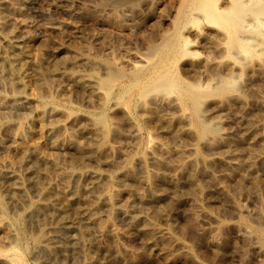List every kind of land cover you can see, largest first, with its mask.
Instances as JSON below:
<instances>
[{"label":"rangeland","instance_id":"374dc122","mask_svg":"<svg viewBox=\"0 0 264 264\" xmlns=\"http://www.w3.org/2000/svg\"><path fill=\"white\" fill-rule=\"evenodd\" d=\"M186 1L0 0V50L14 51L17 61L21 58L15 63L23 61L20 82L19 76L0 68V95L5 98L0 101V153H10L13 144H37V152L30 153L25 167L14 165L23 198L4 196L1 188L10 182L0 175V217L6 218L13 233L0 244L7 256L0 255L1 260H17L15 264H264V237L257 232L258 226L264 228V143L239 144L236 136L244 134L245 125L222 116L224 137L233 144L221 149L225 162L207 166L208 176L193 174L201 188L194 193L188 180L176 181L171 174V168L182 159L178 152L191 144L201 157H208L193 124L192 137L173 123L183 110L191 115L190 107L181 104L178 95L155 92L146 98L143 109V98L131 88L136 82L129 69L161 64L157 55L150 54V46L174 36L178 29L189 38L190 50L199 55L171 63L168 70L176 78L204 87L215 84L217 73L226 77L228 69L238 72L233 65L237 57L226 53L220 27L208 25L209 37L196 39L190 28L201 29L205 24L179 22L178 13L185 9ZM218 5L225 8L228 0ZM262 41L264 49V36ZM38 52L47 86L42 85L29 56ZM202 57L208 58L207 67H195V63L191 67L188 60L197 63ZM259 59L264 63V54ZM107 64L126 73L109 93L100 92L91 81L92 76H106ZM254 64L255 60L240 67L241 80L236 86L240 100L231 106L264 136V108L260 106L264 73L255 74ZM53 65L56 75L50 73ZM69 75L87 78L88 88ZM31 91L40 94V104L23 103L21 97ZM219 100L211 96L202 105L201 113L208 122L217 119L210 112ZM51 104L63 114L55 119L46 116L48 132L43 137H21L18 125L35 131L38 110ZM104 117L106 134L100 123ZM71 134L73 140L68 139ZM248 147L254 150L251 156L234 155L236 149L243 152ZM246 159L253 162L251 168L235 164ZM67 171L72 174L67 176ZM148 175L153 178L150 187ZM220 189H226L228 196ZM149 195L155 200L148 199ZM46 201L59 210L38 211L39 204ZM91 205L97 208L103 227L84 224V210ZM123 205L146 212L150 224L145 227L130 221ZM153 228L160 229V236ZM213 240L219 245L216 249Z\"/></svg>","mask_w":264,"mask_h":264},{"label":"bare ground","instance_id":"6f19581e","mask_svg":"<svg viewBox=\"0 0 264 264\" xmlns=\"http://www.w3.org/2000/svg\"><path fill=\"white\" fill-rule=\"evenodd\" d=\"M184 1L185 0H183V2ZM220 1L221 0H187L184 3L185 9L181 11L179 10L180 12L178 11L179 12L178 17L180 18L179 22L181 20L182 21L184 20L187 23H191V24L193 23L197 24V22L199 23L201 22L202 24H205V26L201 27V29H198L195 26H192V29L190 28L189 31L191 32V34L193 33V35H195L194 36L195 38L197 37L196 39L198 38L205 39L209 37L210 34L208 33L209 32L208 25H216L220 27V29L222 30V35L224 39L226 40V47H225L226 53L235 55L237 57V60L233 62L234 63L233 65L235 66V69L238 72H234V70L228 69L226 77H222L220 76L219 73H217L215 74V80H216L215 84L213 83V85H206L204 87L201 85V83L200 84L193 83V82L190 83V82H185L184 80H180L176 78L177 77L176 74L174 75L173 73H171V71L168 70V68H170L169 65L171 63L173 64V62L176 59H179L185 56L195 57L196 55H199L198 53H195L190 50L189 47L191 44L189 42V38L187 36H184V34H182V30L181 29L179 30L178 28H177L178 31L175 30L177 33L176 34H174L175 32L173 33L174 36L169 37L170 36L169 35L168 37L166 36L165 38L162 37L163 41L162 42L159 41L161 43L159 44L156 43L155 45L153 43V45L150 46V49H149L150 54H152L153 56L157 55V59L158 57L160 58L161 64L160 63L157 64L156 67L147 66L148 68L146 69L141 67L142 65L141 66L133 65V67L131 68L132 70L129 69V72H131V75L136 82V84H134L131 88L135 89L136 95L138 97L143 98L144 100L142 101L143 109L146 106V103H145L146 98L147 97L149 98V96L153 95L155 92H162L164 93V95L166 94V96L171 95V94L178 95V99L180 103L190 107L189 110L191 109V115L187 114L186 112L187 110L186 111L183 110L181 112L182 113L181 116L179 118H175V121L173 123L175 122L178 123L179 125L178 129L181 130V133L186 134V135L191 134V136L195 134V132L193 133V130H192L193 127H191V125L193 124L196 129L195 136L200 141L201 145L204 148H207L208 157L206 158L201 157L195 145L191 144L187 146V148L184 151L178 152V154L181 156L182 159L176 167L171 168V174H172V177L175 178L176 181L188 180L189 181L188 183L189 184L191 183L192 192L194 191V193H197V194L201 192V188L199 187L197 182L194 180L195 175L193 176V174H195L196 172L201 175L208 176L209 170L207 169V166H210L216 162L217 163L225 162L226 159L222 155L221 149L225 146H231L233 144L229 139L224 137V132L221 129L222 124H223V121L221 120L222 116L228 117L233 123H237V124L242 123L243 125H245L244 134L242 136H239V135L236 136L238 137V139L236 138L235 141L238 142L239 144H243L244 141L249 142L250 145H256V144L263 145L262 143H264V136L260 135L259 133L260 128L253 127L250 121H244L241 115L239 114V112H237L231 106V103L233 101L240 100V97L236 92V86L241 76V73L239 72L240 67H245L251 62L253 63V61L255 60V64L253 65V69H254L253 71H255V74L257 73L261 75L264 73V63L262 61H259L260 60L259 58L264 54V49L262 47L263 45L262 38L264 36V0H228V6L225 8H221L218 5ZM216 47H218L217 48L218 50L221 49L220 45L219 46L217 45ZM12 50H15V49L13 48ZM13 53L14 51L12 52V51L0 50V68L2 69V71L6 70V72L8 71L10 74L18 77L20 71L23 68L22 67L23 65L21 64V62L23 61H21L20 64L15 63V62L20 61L21 58H18V61H17V58L14 57L15 54ZM29 56L32 59V63H33L32 65L36 66L35 68H37L39 72L38 74L41 77L40 81L42 82V85L47 86L48 81L44 77L45 72L44 74H42L43 73L42 71H44L45 69L43 70L41 67V64H42L41 53L38 52V53L30 54ZM153 59L151 61H153ZM188 61L191 67L192 65H194V63H195V67L197 66L199 68H202V67L205 68L209 65V60L208 58H205V57H202V59L197 61V63L194 60L192 62L191 60H188ZM46 68H48V66ZM56 70H57V66L53 65L50 68V73L52 75L53 74L56 75ZM125 75L126 73H125V70H123V68L121 69L111 64H107L106 76L104 78L92 76V78L94 79H91V81H94V84L97 86L100 92L106 91L107 93H109L113 89L114 85L120 79H122ZM77 76L78 75L76 76L69 75L70 78L72 77V79H74L73 81H76L77 83H79V86H82V88L83 87L88 88L86 84L87 82L88 83L90 82L87 81V78L84 79V78H80L79 76L78 77ZM19 78L20 76L17 78V80ZM20 81L21 80L19 79V82ZM15 84L16 83L11 82L12 87H15ZM129 88L130 87L125 89V91L128 90ZM39 95L40 94L38 92L31 91L30 93L21 97V100L26 105H31L33 103H37L35 105H38V103L40 104V99H41ZM211 96L219 97L220 100L218 101L214 109L211 110L210 112L212 117L217 118V119H215L213 122H208L205 116L201 113V107L204 104L205 100ZM3 99L5 100V98L0 95V101ZM164 100H165L164 98L163 100H161L160 102L161 105H164L163 104ZM51 105L52 106L48 105V107L46 106L45 108L41 107L38 110L39 111L37 114L38 119L36 123L38 125L35 131H31L28 128H26L25 125L20 124L18 125L19 135L23 137L24 139L25 138L30 139L32 138V136H35V135L37 137H43L44 134L48 132V128L45 125V121H46L45 118H47L46 116H50L53 119H55L63 114V111L60 108H58V106H54L53 104ZM260 106L264 108V100L261 101ZM155 113L161 119V117L159 116V113L157 112ZM100 123H102V125L104 126V129H105L104 133L106 134L108 132V130L105 128L106 126H108L107 119L105 117L102 118V120L100 119ZM169 127H170V122L166 121V128L170 129ZM74 138L75 136L71 134L69 135L68 139L73 140ZM78 143H81V142H78ZM239 144L237 146H239ZM156 146L159 147V143H156ZM9 151L10 153L8 152L6 153V151H3L2 153H0V175L3 176L2 178H5V177L8 178V181L10 182L6 187L1 188V192L2 194H4V196L6 195L10 199L17 200V199L23 198V191H22V183L19 179V176L16 174L15 169H17L18 166L25 167V165L28 162H30L28 158L30 156V153L37 152V144H33V143H26L24 145L13 144L10 147ZM253 151L254 150L251 147H248L243 152L240 149L239 150L236 149V151H233V152L236 157L240 158L244 156H251L253 154ZM47 160L52 161L53 163L55 162L54 159H47ZM200 164H203L202 168H200ZM235 164L238 167H240L243 164L247 165L249 168L253 166V162L249 159L244 160L242 163H235ZM14 165L17 166L15 169H14ZM64 174H66L67 176H70L72 172L67 171ZM66 175L65 177L67 178ZM146 179H147L146 184H148V186L150 187V185L152 184L151 181L153 180L152 175ZM220 192L223 193L225 196H228L227 195L228 192L226 189H220ZM134 195L138 199L139 198L141 200L145 199V197H143L139 193H134ZM65 197H66L65 194L62 193V198L64 199ZM148 197L147 198L150 200H155L154 196L149 195ZM127 204L129 205V200L128 202H126V205ZM126 205L125 206L123 205L122 211L126 213L130 221L141 222L145 227L150 224V219H148L149 215L147 217L146 212L132 211ZM56 206L57 205L55 203H52L50 201L42 202L38 206V208L40 209L38 211H41L47 214L50 211L54 212V210H59L57 209ZM84 211L85 213L82 219L86 226L94 225V226L100 227L102 225L101 220L97 214L98 210L95 206L91 205L89 206V208H86V210ZM8 224L10 225V223L6 221V218L0 217V244L2 242L3 243L7 242L10 239L11 235L13 234L11 233V230L9 229ZM101 227H103V225ZM69 229H70V226H67V232H70ZM53 230L54 228H51V231ZM152 231L155 235L160 236V232H161L160 229L153 228ZM257 232L262 237H264L263 227L258 226ZM69 237H73V236H69ZM50 239L51 238H49L48 240ZM211 245L215 249L218 248L219 246L216 240H213ZM261 248L264 249L263 242H262ZM9 250L7 251L9 252ZM4 253L6 254V251L3 252L0 249V255H5ZM5 257L7 256L5 255L3 258ZM8 260L0 259V264H15L14 262L17 261V260L15 261L13 260L14 262H12L11 261L12 259L11 260L8 259ZM17 263L21 264L20 262H17Z\"/></svg>","mask_w":264,"mask_h":264}]
</instances>
